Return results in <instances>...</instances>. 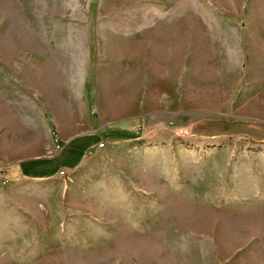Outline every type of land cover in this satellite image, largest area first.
Segmentation results:
<instances>
[{
    "label": "rangeland",
    "instance_id": "rangeland-1",
    "mask_svg": "<svg viewBox=\"0 0 264 264\" xmlns=\"http://www.w3.org/2000/svg\"><path fill=\"white\" fill-rule=\"evenodd\" d=\"M134 1L0 0V90L14 61L89 47L92 112L117 92L132 123L39 178L9 169L58 153L49 117L0 112V264H264V0Z\"/></svg>",
    "mask_w": 264,
    "mask_h": 264
},
{
    "label": "crops",
    "instance_id": "crops-1",
    "mask_svg": "<svg viewBox=\"0 0 264 264\" xmlns=\"http://www.w3.org/2000/svg\"><path fill=\"white\" fill-rule=\"evenodd\" d=\"M49 3L55 0H47ZM96 11L107 17L117 15L120 5L133 4L134 0H94ZM150 1V0H147ZM94 33L96 36H105ZM68 36H82L79 31H71ZM135 30L127 37H134ZM150 34V30L148 32ZM156 34V32H154ZM89 36V34H87ZM160 35L159 33L157 34ZM150 42L148 43L149 47ZM112 50V59L116 64L110 67H124L135 59L134 43L116 44ZM101 52V51H99ZM67 59L65 51L47 54L46 60L14 61L6 69L14 76L18 84L0 90V112H45L49 117L56 134L58 153L51 158L36 160L22 165H14L9 169L11 175L49 178L58 174L63 167L75 169L84 157L96 150L100 142L116 144L127 139L125 132L131 127V122H123L125 116L118 103L117 95H112L111 112L102 109L92 112V100L88 95L92 70L103 67L100 57L92 60L89 47H78L71 51ZM114 81L111 83H117ZM29 88L30 96H24L23 87ZM11 89H14L12 91ZM125 100L122 96L121 100ZM74 156L75 160L74 161ZM77 156V158H76ZM57 164V168L52 165ZM61 167V169H59ZM57 171V172H56Z\"/></svg>",
    "mask_w": 264,
    "mask_h": 264
},
{
    "label": "built area",
    "instance_id": "built-area-1",
    "mask_svg": "<svg viewBox=\"0 0 264 264\" xmlns=\"http://www.w3.org/2000/svg\"><path fill=\"white\" fill-rule=\"evenodd\" d=\"M98 147H99V148H102V147H103V145H102V144H99V145H98Z\"/></svg>",
    "mask_w": 264,
    "mask_h": 264
},
{
    "label": "trees",
    "instance_id": "trees-1",
    "mask_svg": "<svg viewBox=\"0 0 264 264\" xmlns=\"http://www.w3.org/2000/svg\"><path fill=\"white\" fill-rule=\"evenodd\" d=\"M26 178V177H25Z\"/></svg>",
    "mask_w": 264,
    "mask_h": 264
}]
</instances>
